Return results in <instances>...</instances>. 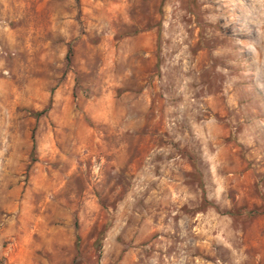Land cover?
Returning a JSON list of instances; mask_svg holds the SVG:
<instances>
[{
  "label": "rangeland",
  "instance_id": "1",
  "mask_svg": "<svg viewBox=\"0 0 264 264\" xmlns=\"http://www.w3.org/2000/svg\"><path fill=\"white\" fill-rule=\"evenodd\" d=\"M0 264H264V0H0Z\"/></svg>",
  "mask_w": 264,
  "mask_h": 264
},
{
  "label": "trees",
  "instance_id": "2",
  "mask_svg": "<svg viewBox=\"0 0 264 264\" xmlns=\"http://www.w3.org/2000/svg\"><path fill=\"white\" fill-rule=\"evenodd\" d=\"M67 60H68V62H70V53H69V55L67 56ZM79 241V238H78V236H77V242Z\"/></svg>",
  "mask_w": 264,
  "mask_h": 264
}]
</instances>
